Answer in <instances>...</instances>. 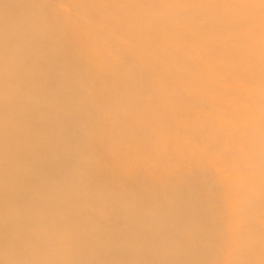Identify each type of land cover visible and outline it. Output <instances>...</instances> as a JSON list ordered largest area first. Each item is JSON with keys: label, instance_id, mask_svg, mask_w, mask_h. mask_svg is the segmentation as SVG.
Listing matches in <instances>:
<instances>
[{"label": "bare ground", "instance_id": "obj_1", "mask_svg": "<svg viewBox=\"0 0 264 264\" xmlns=\"http://www.w3.org/2000/svg\"><path fill=\"white\" fill-rule=\"evenodd\" d=\"M0 264H264V0H0Z\"/></svg>", "mask_w": 264, "mask_h": 264}]
</instances>
